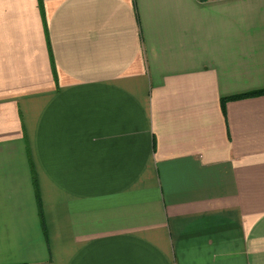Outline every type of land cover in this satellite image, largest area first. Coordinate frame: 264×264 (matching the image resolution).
I'll return each instance as SVG.
<instances>
[{
  "label": "crops",
  "instance_id": "obj_1",
  "mask_svg": "<svg viewBox=\"0 0 264 264\" xmlns=\"http://www.w3.org/2000/svg\"><path fill=\"white\" fill-rule=\"evenodd\" d=\"M261 90L264 0H0V264H264Z\"/></svg>",
  "mask_w": 264,
  "mask_h": 264
},
{
  "label": "trees",
  "instance_id": "obj_2",
  "mask_svg": "<svg viewBox=\"0 0 264 264\" xmlns=\"http://www.w3.org/2000/svg\"><path fill=\"white\" fill-rule=\"evenodd\" d=\"M260 95H264V90L255 91V92H251V93L243 94V95H237V96H230V97L222 98L223 110H225L226 103L230 100H237V99H242L245 97H253V96H260ZM36 189H37V184H36ZM37 198H38V203H39V208H40V215H41V217H43V211H42L39 192H37Z\"/></svg>",
  "mask_w": 264,
  "mask_h": 264
}]
</instances>
